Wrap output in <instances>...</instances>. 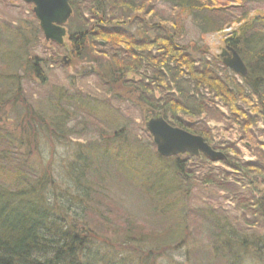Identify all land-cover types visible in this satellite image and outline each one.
I'll return each instance as SVG.
<instances>
[{
	"label": "trees",
	"instance_id": "16d2710c",
	"mask_svg": "<svg viewBox=\"0 0 264 264\" xmlns=\"http://www.w3.org/2000/svg\"><path fill=\"white\" fill-rule=\"evenodd\" d=\"M231 2L70 0V45L53 42L49 59L34 51L43 34L38 25L32 34L22 25L0 27V264H156L175 255L186 264H264V152L254 147V158L245 160L235 144L220 145L226 157L218 162L229 173L204 155L161 158L134 134L130 115L155 112L213 146L202 117L217 98L229 110L223 118L254 145L252 130L264 127V12L250 6L263 0ZM190 16L203 37L238 25L225 43L247 65L246 78L209 59L207 46L178 42ZM66 49L75 61L94 64L81 78H95L104 98L48 84ZM75 78L68 77L72 84ZM29 80L49 87L42 101L28 96ZM73 138L87 142L58 166L68 179L60 196L39 146ZM121 167L135 180L151 229L128 216L117 225L102 207L108 173ZM198 184L209 187V204H194ZM214 189L231 193L235 209L218 204ZM104 231L114 233L113 245L99 235Z\"/></svg>",
	"mask_w": 264,
	"mask_h": 264
},
{
	"label": "rangeland",
	"instance_id": "374dc122",
	"mask_svg": "<svg viewBox=\"0 0 264 264\" xmlns=\"http://www.w3.org/2000/svg\"><path fill=\"white\" fill-rule=\"evenodd\" d=\"M223 1V0H219ZM231 2L232 0H224ZM233 3V4H232ZM231 7H238L239 4H234V2H231ZM251 9L256 8L258 11L264 12V0L262 4H253L250 6ZM162 10H165V7H161ZM235 14L240 15V9L238 7L237 10H233ZM255 13V11H254ZM253 13V14H254ZM257 13V12H256ZM252 14V16H253ZM193 16H190V18L185 22V28L181 34V37L178 39V42L181 44L189 45L196 47V44H199L200 46H207L208 50V58L213 59V57H216L220 60L221 64L223 62L222 58V52L223 49L228 46L225 43V40L229 37L231 32L235 28L238 27V25H235L233 27H227L225 31H222V33H212V35H206L202 36L201 32L198 30L196 24L193 23ZM19 25H22L29 34H32L30 32L31 26L38 25L39 22L36 20L34 15L33 6L31 4H26L23 1H15V0H0V27L6 26L10 27V29H17ZM33 37V36H32ZM65 44L67 46L70 45L69 38L66 37L64 39ZM55 44L46 42L44 35L41 34L38 36V44L35 46V53L39 56H44L46 59L53 58V50H55ZM66 48V47H65ZM70 49V48H69ZM66 51L67 54H64L60 62L62 64L60 66L55 65L52 70H49V82L48 84L54 85H63V86H75L74 92L77 91V89L80 92L83 93H91L94 96H98L100 98H104L105 94L101 90L95 86V78H86L82 79L81 76H84L83 73L85 71H88L94 67V64L88 63V62H78L73 59L72 51L70 50ZM69 63H68V62ZM223 65V64H222ZM74 77L77 76L76 83H70L68 77ZM236 78L239 80L241 76L235 75ZM241 81V80H240ZM26 91L28 93V96L35 100H43L46 96V93L49 89L48 86L41 87L39 85L38 81L29 80L26 84ZM120 92V91H119ZM206 95L210 97V94L206 92ZM213 95H211V98ZM131 102V101H130ZM128 103V106L130 104ZM213 112H211L208 116H203L202 118L207 121V125L209 128L213 131V140L215 141L213 143V146H218L220 148V145H228L229 143L235 144L237 148L241 151L242 158L245 160H252L254 158V153L256 155V150H258V153L264 152V146L257 147L259 143H263L264 145V130L263 124L260 122L257 127H254L252 130L253 133V144L252 145L249 142V139L247 137H244V132H242L238 127L234 125H230L226 119L229 115L228 108H224V104L219 100L215 99L213 102ZM130 115L132 116L133 120L135 121V127L134 128V134H137L141 142H148L150 141L154 146L150 147L152 152L156 153V146L152 141V138L149 133L146 131V123H145V117L146 115L142 113L141 111H135L134 109L131 110ZM129 116V115H128ZM82 125H79V128H81ZM246 136V135H245ZM244 137V139H243ZM74 139V138H73ZM69 141L71 144L67 145L69 143L65 144H51L48 142H44L40 144V153L38 155V158L45 159L46 162L52 163L53 169H55V176H56V184L58 185L60 196H66L65 188L68 183V179L64 177V173L57 170L58 166L62 165L64 160L67 159L68 155L71 153V151L78 149V143L76 139ZM84 142V141H83ZM87 142V141H86ZM48 143V144H47ZM57 143V142H56ZM250 147V149L248 148ZM255 147V149H254ZM219 151H222V149H218ZM224 152V151H222ZM225 153V152H224ZM226 154V153H225ZM187 156V155H185ZM185 156H182L185 158ZM126 161L124 162V165H126ZM214 167L219 168L221 170H225L226 172H230L229 168H226V166H223L221 162H217L213 164ZM108 178L105 180L104 187L107 189L106 194L109 196L108 198H105L106 206L108 207V211L106 214L109 215L111 220H115L117 225H123L125 220H122V217L124 219L126 216L133 217L138 219L137 221L139 223L144 224L146 227L151 229V224L153 219L150 218V215L148 213L144 214L141 209L143 207V203L141 201V198H138L139 189L136 187L135 180L131 182L128 180L126 173L123 171V168L116 171H111L108 173ZM234 190L232 191V193ZM214 194H216V199H218V204H221L223 207L227 208L228 211L230 209H235L234 200L231 199L232 196L231 193H225L224 191L214 189ZM193 195L195 197V205H204L209 204V202L213 201V198L210 194V189L204 188V186L198 184L196 188L193 189ZM264 196V195H263ZM104 212V208L102 209ZM96 214L90 213L89 221L92 223V219L95 221ZM86 227H89L92 231L94 226L89 225L88 223H85ZM105 228V227H104ZM106 234H99L102 236L107 242H109L111 245H113V240L116 239L114 236V233L111 232H105ZM147 251H149L147 249ZM144 255H145V251ZM151 253V252H150ZM149 254L146 255V257ZM160 256L159 251L155 252L154 254H150L148 257V260H153ZM175 261V264L184 263L182 262L183 259L180 258V256L175 255L173 258L169 259V261L166 259L164 261L158 262L156 264H173V260ZM186 264V263H184Z\"/></svg>",
	"mask_w": 264,
	"mask_h": 264
},
{
	"label": "water",
	"instance_id": "95a60500",
	"mask_svg": "<svg viewBox=\"0 0 264 264\" xmlns=\"http://www.w3.org/2000/svg\"><path fill=\"white\" fill-rule=\"evenodd\" d=\"M26 4H33L36 20L46 42H55L63 46L67 30L65 26L70 21L73 9L70 0H22ZM223 66L228 67L234 73L246 78L248 67L237 51L227 46L222 52ZM68 62V61H67ZM69 63V62H68ZM146 130L153 139L157 154L162 158H174V156L190 155L199 157L207 156L212 161L223 159L225 155L221 151H215L202 136L194 135L185 129L172 126L163 115L152 112L146 117Z\"/></svg>",
	"mask_w": 264,
	"mask_h": 264
},
{
	"label": "bare ground",
	"instance_id": "6f19581e",
	"mask_svg": "<svg viewBox=\"0 0 264 264\" xmlns=\"http://www.w3.org/2000/svg\"><path fill=\"white\" fill-rule=\"evenodd\" d=\"M15 1H18V0H15ZM20 1H22V0H20ZM32 5V4H31ZM33 6V5H32ZM34 7V6H33ZM35 15V14H34ZM76 139V141H77V143H78V149H80V147L79 146H84V144L86 143V139H77V138H75ZM84 141V142H83ZM42 181H40V183H41ZM52 184H51V187H52V189L54 190V191H57V192H59V188H58V185L56 184V183H54V182H51ZM104 206H106V204H104L102 207H104ZM107 216H108V219H110V217H109V215L108 214H106Z\"/></svg>",
	"mask_w": 264,
	"mask_h": 264
}]
</instances>
